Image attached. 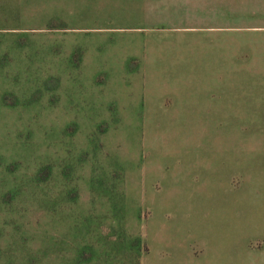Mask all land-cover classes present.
Masks as SVG:
<instances>
[{"label":"rangeland","instance_id":"obj_1","mask_svg":"<svg viewBox=\"0 0 264 264\" xmlns=\"http://www.w3.org/2000/svg\"><path fill=\"white\" fill-rule=\"evenodd\" d=\"M0 264H264V0H0Z\"/></svg>","mask_w":264,"mask_h":264}]
</instances>
